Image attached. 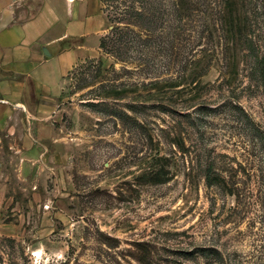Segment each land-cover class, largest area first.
Instances as JSON below:
<instances>
[{"label":"rangeland","instance_id":"obj_1","mask_svg":"<svg viewBox=\"0 0 264 264\" xmlns=\"http://www.w3.org/2000/svg\"><path fill=\"white\" fill-rule=\"evenodd\" d=\"M100 1L44 146L0 148V264H264V0Z\"/></svg>","mask_w":264,"mask_h":264},{"label":"crops","instance_id":"obj_2","mask_svg":"<svg viewBox=\"0 0 264 264\" xmlns=\"http://www.w3.org/2000/svg\"><path fill=\"white\" fill-rule=\"evenodd\" d=\"M106 18L100 0H0V148L44 146L63 78L100 42Z\"/></svg>","mask_w":264,"mask_h":264},{"label":"trees","instance_id":"obj_3","mask_svg":"<svg viewBox=\"0 0 264 264\" xmlns=\"http://www.w3.org/2000/svg\"><path fill=\"white\" fill-rule=\"evenodd\" d=\"M120 21H116V23H119ZM118 29V28H117ZM262 75H263V79H264V72H262Z\"/></svg>","mask_w":264,"mask_h":264},{"label":"bare ground","instance_id":"obj_4","mask_svg":"<svg viewBox=\"0 0 264 264\" xmlns=\"http://www.w3.org/2000/svg\"><path fill=\"white\" fill-rule=\"evenodd\" d=\"M39 255V254H38Z\"/></svg>","mask_w":264,"mask_h":264}]
</instances>
